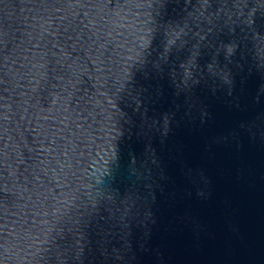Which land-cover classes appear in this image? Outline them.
Instances as JSON below:
<instances>
[{
  "label": "water",
  "instance_id": "1",
  "mask_svg": "<svg viewBox=\"0 0 264 264\" xmlns=\"http://www.w3.org/2000/svg\"><path fill=\"white\" fill-rule=\"evenodd\" d=\"M0 264H264V0H0Z\"/></svg>",
  "mask_w": 264,
  "mask_h": 264
}]
</instances>
